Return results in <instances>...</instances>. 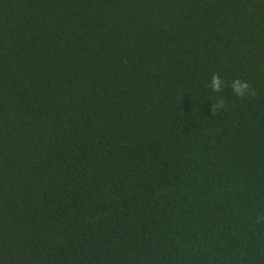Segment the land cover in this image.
Here are the masks:
<instances>
[{
    "label": "trees",
    "instance_id": "1",
    "mask_svg": "<svg viewBox=\"0 0 264 264\" xmlns=\"http://www.w3.org/2000/svg\"><path fill=\"white\" fill-rule=\"evenodd\" d=\"M0 264H264V0H0Z\"/></svg>",
    "mask_w": 264,
    "mask_h": 264
},
{
    "label": "clouds",
    "instance_id": "2",
    "mask_svg": "<svg viewBox=\"0 0 264 264\" xmlns=\"http://www.w3.org/2000/svg\"><path fill=\"white\" fill-rule=\"evenodd\" d=\"M223 86L224 84L220 76L218 74H213L209 82V87L211 88V90L213 92L218 93L221 91ZM231 91L237 97H243L251 92V88L248 81L237 78L232 80L231 82ZM214 107L216 108L223 107V104L220 101H218L216 104H214Z\"/></svg>",
    "mask_w": 264,
    "mask_h": 264
}]
</instances>
